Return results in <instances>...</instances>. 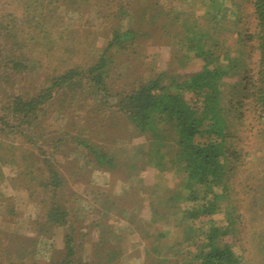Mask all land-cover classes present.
<instances>
[{"label":"rangeland","instance_id":"rangeland-1","mask_svg":"<svg viewBox=\"0 0 264 264\" xmlns=\"http://www.w3.org/2000/svg\"><path fill=\"white\" fill-rule=\"evenodd\" d=\"M146 4L156 6L150 15L165 11L181 16L190 28L207 31L221 55L228 53L242 67L255 68L251 0H0V25L12 19L26 22L25 17L36 8L40 16L36 19L48 29L46 42L27 43L34 46V56L39 60L28 74L33 87L47 84L48 78L68 66L83 73L98 61L114 31H136L133 39H123L103 53L108 66L105 88L111 93L128 91L136 78L145 80L165 68L189 74L201 63L200 58L180 60L186 42H175L183 32L178 18L166 24L163 16L152 19L149 15L146 25L137 31L135 23L119 10H141ZM215 4L223 8V15L213 17L218 10ZM20 35L24 40L30 38L25 29ZM50 40L54 41L51 49ZM235 79L224 77L223 105L213 114L225 129L226 146L235 149L227 159L231 165L208 188L196 185V199L179 203L163 200L182 182L184 174L168 162L158 168L149 157L135 151L138 145L146 149L150 135L137 131L123 113L115 110L114 97L105 92L84 93L87 85L83 79L60 90L62 93L55 91L38 118L26 125L28 137L22 147L29 159L18 155L19 148L11 156H0V263L43 264L65 256L63 237L72 232L71 255L80 261L155 264L157 256L145 250L155 244L157 251L167 256L159 264H180L187 250L196 247L197 253L188 224L198 229L199 242L206 239L208 223L212 222L221 233L215 243L229 246L239 264H264V126L241 116L242 109L230 106L227 97L234 102L237 99L231 88ZM238 84L240 87L244 82ZM12 131L10 135L1 133L0 139L22 143L20 133ZM79 141L97 145L113 158L112 163L95 168L89 150ZM49 167L59 174L56 190L36 186L49 174ZM52 203L66 210V221L58 225L47 221L45 211ZM152 205L158 214H152ZM188 206L200 212L197 219H188L187 212L181 215ZM95 219H99L97 224ZM175 242H182L178 248L182 255L173 254Z\"/></svg>","mask_w":264,"mask_h":264},{"label":"trees","instance_id":"trees-1","mask_svg":"<svg viewBox=\"0 0 264 264\" xmlns=\"http://www.w3.org/2000/svg\"><path fill=\"white\" fill-rule=\"evenodd\" d=\"M251 4L254 16L252 29L254 30L250 37L255 40L252 49L257 52L255 68L252 70L242 67L237 59L230 57L228 53L221 55L218 45L211 40L210 34L207 35V31L203 33L190 28L181 16L179 18L177 15H169L165 11L150 15L156 6L150 8L147 4L141 9L142 11L125 12L120 7L121 13L128 15L135 23L137 31L143 29L149 15L152 19L163 16L168 21L166 24L178 18L183 26V32L180 36L177 35L175 42L178 45L186 42L185 52L180 54V60L188 62L191 59L200 58L201 63L199 68L189 74L179 70L161 69L157 74H152L145 80L138 78L132 80L131 83H134V86H130L128 91L113 93L105 88L104 77L106 78L108 66L103 53L112 45L122 43L123 39H133L136 31L130 28H126L123 32L114 31V36L107 42L98 61L88 66L83 73L68 66L63 69L64 72L48 78L45 86L36 87L34 85L33 87L29 82L28 74H31L39 65V60L34 56L37 55L34 53V46H28L27 43L30 41L46 42L45 39L50 35L48 29L36 19L40 17L36 14V8H34L35 13L32 12L25 17L26 22H16V19H12L9 24L0 25V134L10 135L13 133L11 130H15L23 138L22 143L15 140L5 142L0 139V156H11L15 154L16 148H19L18 155L29 159V155H26L27 150L22 147L28 137L26 125H30L32 119L38 118L40 110L47 101L53 98L55 91L63 90L68 86L70 88L74 86L75 81L81 82L83 79L84 85H87L83 90L84 93L93 95L97 92H105L107 96L114 97L115 110L123 113L137 131L150 135L146 149L138 145L135 150L137 153L143 158L149 157L148 159L152 160L154 166L158 168L163 167V162H168L172 165L171 167L175 168V171L184 174L182 182L177 184L174 190H169V195L163 201L179 203L181 200L196 199L197 194L194 187L204 185L208 188L214 182V178L223 176L225 170L231 165L227 159L235 153L234 147L226 146L225 129L220 127L213 117L214 112H218L223 105L222 87L227 85L224 77L236 78L232 81L231 88L235 90L237 99L234 102V98L227 97L230 106L234 110L242 109L241 116L245 115L252 122L258 125L261 123L264 126V0H251ZM219 6L220 4H215L214 9L218 10L212 14L213 17L218 13L223 15V8ZM172 18L174 19L171 20ZM23 23H26V27L22 26ZM22 29L27 30L30 35L29 39L24 40L21 37ZM50 42L49 49L54 44L53 40ZM12 75L15 77L11 78ZM241 80L244 85L240 84L239 87L238 83H241ZM8 116L15 120H7ZM79 143L84 144L89 150L92 156L91 163L95 168L102 169L105 165L112 163L113 158L97 145L87 141H79ZM134 159L147 163L145 159L141 160L139 157ZM31 172L32 170L29 175ZM48 172L46 177L40 178L36 186L56 190L60 185L59 174L51 167ZM57 204L52 203L45 211L47 221L56 225L66 221V210ZM151 209L152 214H158L155 206L152 205ZM185 212L188 213V219L193 220L197 219L200 213L191 206L185 207L181 215ZM152 220H154L153 217ZM97 221L99 219L93 220V223L97 224ZM207 227L206 239L196 242L198 229L192 223L188 224L187 228L192 231L191 238L197 246V253L195 254L196 247L194 250H187L180 258V264H239L229 246H220L215 243L221 234L219 229L212 222L208 223ZM156 236H161V234H156ZM63 239L67 254L60 258H51L49 262L43 264H94L74 259L72 232L65 233ZM181 245L182 242L174 243V255L183 254L182 250L178 249ZM145 250L157 256L155 264L167 260V256L157 251L155 244H151ZM27 264L35 263L27 262Z\"/></svg>","mask_w":264,"mask_h":264}]
</instances>
